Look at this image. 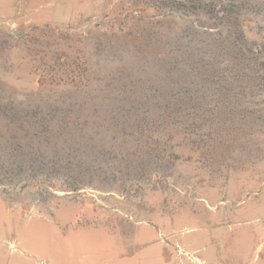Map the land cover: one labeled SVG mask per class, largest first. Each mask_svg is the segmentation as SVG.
<instances>
[{
    "label": "rangeland",
    "instance_id": "1",
    "mask_svg": "<svg viewBox=\"0 0 264 264\" xmlns=\"http://www.w3.org/2000/svg\"><path fill=\"white\" fill-rule=\"evenodd\" d=\"M72 5L77 11L64 22L42 18L45 11ZM177 29V22L157 17L146 0H0V110L9 105L22 108L24 122L32 130L36 128L32 124L46 123L45 117L51 120L47 133L56 136L58 143L74 145L75 154H88L90 162L104 161L107 177L111 178L112 170L117 172L116 191L106 184V192L123 193L122 200L105 196L106 224L98 222L95 230L72 228L65 237L50 224H59L58 210L71 216L76 208L74 224L81 226L85 220L78 219L84 211L99 210L93 197L67 196L54 206L53 216L26 218L18 209H8L0 196V221L12 214L22 237L41 246L37 252L48 258V264H55L50 261L54 253L67 264H117V257L129 258L135 243L117 248L129 240L117 233V221L134 224V219L121 215L117 220L108 208H129L130 189L126 188L131 174L139 178L168 169L134 205L163 214L172 201L176 209L164 213L167 217L184 208L196 216L221 210L222 220L231 228L240 221L226 219L225 213L237 212L257 199L264 202V135L243 140L231 135L227 145L221 139L223 148L213 152L194 148L192 129L198 117L194 97L204 100L207 95L197 94L198 83H189L187 71L173 67L179 41L172 37ZM4 119L0 114V125L6 124ZM208 154L211 157L202 160ZM253 176L256 183H250L255 181L250 179ZM215 190L216 199L210 198L208 193ZM142 222L135 226H154L155 241L160 242L161 224L150 217ZM198 228L162 229L171 235L163 244L173 256L174 239L198 249L183 241L184 234ZM5 235L19 241L9 231L0 233L3 244ZM9 243L15 248V240ZM247 251L249 264H264L262 239L252 241ZM139 258L131 257V264H140Z\"/></svg>",
    "mask_w": 264,
    "mask_h": 264
},
{
    "label": "built area",
    "instance_id": "2",
    "mask_svg": "<svg viewBox=\"0 0 264 264\" xmlns=\"http://www.w3.org/2000/svg\"><path fill=\"white\" fill-rule=\"evenodd\" d=\"M146 3L157 17L178 23L172 37L175 43L179 41L172 66L187 71L189 83H198L197 94L207 95L204 100L194 97L198 117L192 134L196 151L222 149L219 141L225 139L227 145L231 135L243 137L241 140L264 135V0H146ZM25 112L14 105L0 110L1 117L7 120L0 125V196L9 207H16L24 217L31 218L53 216L54 206L67 196L78 199L84 194L91 196L98 203L97 212L105 213L107 194L122 200L123 193L105 190L108 184L116 191L115 170L109 178L104 161L90 162L88 154L74 153V145L58 143L56 136L47 133L46 124L51 120L47 122L46 117V123L32 124L36 127L32 130L24 122ZM47 116L54 118L50 112ZM21 129L26 132L22 134ZM63 141L67 142V138ZM209 157L211 154L202 160ZM163 171L166 173L168 169L150 171L139 178L132 174L127 177L129 207H134L138 197L152 191ZM108 209L116 216L133 218L129 208ZM163 209L172 212L176 205L169 201ZM78 220L86 221V217L82 215ZM158 237L168 244L171 235H165L160 228ZM12 240L15 239H4L6 248L10 252H23L17 241L15 248H11ZM172 248L179 261L204 264L196 249H189L179 240L172 241Z\"/></svg>",
    "mask_w": 264,
    "mask_h": 264
},
{
    "label": "crops",
    "instance_id": "3",
    "mask_svg": "<svg viewBox=\"0 0 264 264\" xmlns=\"http://www.w3.org/2000/svg\"><path fill=\"white\" fill-rule=\"evenodd\" d=\"M76 11L77 7L75 5L71 7L57 6L50 12L45 11L42 18L44 17L53 22L60 23L71 17ZM248 176L249 174L247 177ZM250 179L255 180L250 183H256L257 177L253 176ZM208 195L210 198L216 199V197H213L216 196V190L210 191ZM1 199L4 205H7L8 209H18L16 207H9L2 197ZM71 211V216H67L68 212H66V210H58L56 217L59 224L50 223L54 225L52 228H56L57 232L62 234V237H65L72 228L80 227L81 229H94L93 225H99L97 224L99 221L105 223L104 217L107 216L105 211L97 212L88 209L84 211L85 213L83 214V216L86 217L85 224L75 226L76 208ZM128 211L135 221L133 220L134 224L127 221L126 223L129 224H122L124 221H117V233L129 238L128 241L117 246V248H125L132 240H134L135 248L129 254V258L124 259L123 257H117V264H131L130 258L133 257L134 259V255H141V258L138 259L140 264H198L196 261L192 260L179 261L175 258L176 256L171 254L172 252L168 245L155 241L156 233L154 226H135L138 225L136 220L147 221L148 217L154 220L156 224H161V229L167 232L173 227L199 226L196 231L184 234L183 241L190 243V245L194 247H198L196 250L198 251L200 260L203 261L204 264H249L251 260L248 256L247 248H249L252 245V241L256 239H262L264 241V202L261 199L247 203L237 212L225 213L226 219L240 221L231 228L225 225L224 218L222 220L221 210L219 213L210 212L207 215L200 213L196 216L191 210L184 208L173 217H167V215L164 214L167 211H163L161 212L163 214H160L156 211L138 210L135 206H130ZM11 215L12 214L0 221V233L6 234L10 231L13 232L14 235H18L19 241L17 238H10L8 235L2 237L4 239H15V241L19 243L20 248H23L25 252H10L6 248V245L0 242V264H41V262L48 264V258H43L37 252L41 246H33L32 242L27 240L26 237H22V232L19 230L20 224L13 222L11 218L13 216ZM115 218L118 220L121 216L117 214ZM115 218L113 222H111V225L116 222ZM241 244H244L245 247H242ZM261 244L262 242H259L256 248H259ZM50 261L55 264H67L65 263L66 259L57 257L56 253H54ZM89 264H94V262Z\"/></svg>",
    "mask_w": 264,
    "mask_h": 264
},
{
    "label": "bare ground",
    "instance_id": "4",
    "mask_svg": "<svg viewBox=\"0 0 264 264\" xmlns=\"http://www.w3.org/2000/svg\"><path fill=\"white\" fill-rule=\"evenodd\" d=\"M14 246V245H13ZM98 263V262H97ZM96 264V263H95Z\"/></svg>",
    "mask_w": 264,
    "mask_h": 264
}]
</instances>
